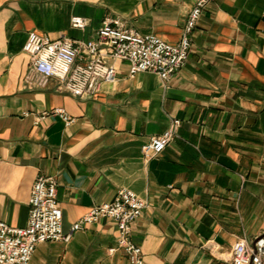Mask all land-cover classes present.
<instances>
[{
  "label": "crops",
  "instance_id": "1",
  "mask_svg": "<svg viewBox=\"0 0 264 264\" xmlns=\"http://www.w3.org/2000/svg\"><path fill=\"white\" fill-rule=\"evenodd\" d=\"M195 2L0 0V221L27 224L30 189L44 175L57 182L64 231L121 188L144 199L131 236L145 264H230L236 240L264 234V0H211L186 64L166 83L129 77L117 61L114 83L75 97L56 78L37 84L22 50L31 31L93 40L105 17L177 43ZM73 16L86 26L71 27ZM57 107L71 125L57 116L34 125L35 113ZM173 119L174 139L144 158L143 144ZM116 235L103 218L39 244L28 264H129Z\"/></svg>",
  "mask_w": 264,
  "mask_h": 264
},
{
  "label": "built area",
  "instance_id": "2",
  "mask_svg": "<svg viewBox=\"0 0 264 264\" xmlns=\"http://www.w3.org/2000/svg\"><path fill=\"white\" fill-rule=\"evenodd\" d=\"M211 0H196L191 8L180 39L169 43L156 35L141 34L118 17H105L97 37L85 42L68 37L52 40L31 31L22 50L30 58L37 84L45 85L50 78L59 82L58 91L75 97L90 96L99 91L102 83L117 79L114 63L125 61L128 75L141 72L156 74L164 83L183 67L191 48V35L203 9ZM86 19L73 16L70 25L83 29ZM28 116L29 113H23ZM50 116L59 117L66 126L74 122L66 110L57 107L33 115L34 125ZM180 125L173 119L170 126L159 135L150 137L141 152L146 159L159 153L174 139ZM29 218L24 227H13L0 221V264H28L39 244L49 241H68L71 236L87 229L100 219L111 220L116 227V244L125 254L129 264H145L144 254L131 236L132 225L146 208V201L132 190L121 188L110 202L94 205L87 213L63 228V214L57 200V182L54 177L39 175L30 189ZM115 248L110 249V252ZM230 264H264V234L250 242L244 238L234 242Z\"/></svg>",
  "mask_w": 264,
  "mask_h": 264
}]
</instances>
